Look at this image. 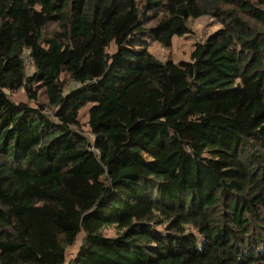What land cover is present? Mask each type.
I'll return each mask as SVG.
<instances>
[{"label": "trees", "instance_id": "16d2710c", "mask_svg": "<svg viewBox=\"0 0 264 264\" xmlns=\"http://www.w3.org/2000/svg\"><path fill=\"white\" fill-rule=\"evenodd\" d=\"M81 236L68 264H264V0H0V264Z\"/></svg>", "mask_w": 264, "mask_h": 264}, {"label": "rangeland", "instance_id": "374dc122", "mask_svg": "<svg viewBox=\"0 0 264 264\" xmlns=\"http://www.w3.org/2000/svg\"><path fill=\"white\" fill-rule=\"evenodd\" d=\"M191 33L182 37H174L172 39V46L169 49L160 47L153 39L147 34L145 35V42L148 43L149 51L160 60H171L174 63L184 62L190 60V54L194 49L195 44L203 43L210 35L221 29V24L211 17H201L193 20L189 24ZM116 50L114 45L107 48L109 54L114 53ZM27 74H31L33 67L31 66L30 60L26 62ZM64 81H67L64 78ZM10 99L14 102H27V96L23 90L8 93ZM89 105L80 110L78 120L81 125V135L90 143L93 141V137L89 132L87 121H88V110ZM106 236H113L115 230L113 228L106 229L104 231ZM82 236L78 239L76 245L67 250L66 264H68L75 256L78 247L80 245Z\"/></svg>", "mask_w": 264, "mask_h": 264}]
</instances>
